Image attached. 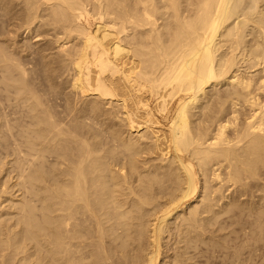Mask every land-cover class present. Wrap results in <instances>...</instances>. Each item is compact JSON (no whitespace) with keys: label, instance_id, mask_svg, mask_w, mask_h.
Returning a JSON list of instances; mask_svg holds the SVG:
<instances>
[{"label":"bare ground","instance_id":"bare-ground-1","mask_svg":"<svg viewBox=\"0 0 264 264\" xmlns=\"http://www.w3.org/2000/svg\"><path fill=\"white\" fill-rule=\"evenodd\" d=\"M245 2L0 0V264H264Z\"/></svg>","mask_w":264,"mask_h":264},{"label":"rangeland","instance_id":"rangeland-1","mask_svg":"<svg viewBox=\"0 0 264 264\" xmlns=\"http://www.w3.org/2000/svg\"><path fill=\"white\" fill-rule=\"evenodd\" d=\"M246 1H248V2H245V3H244V4H246V5H245V6L243 5V6H244V7H242L243 9L241 8V9L243 10V12H244V11H245V12H246V11L248 12V11L250 10V8L252 7V2H251L252 0H246ZM242 10H241V11H242ZM34 39H35V40H34ZM34 39H33L32 41H38L37 38H34Z\"/></svg>","mask_w":264,"mask_h":264}]
</instances>
